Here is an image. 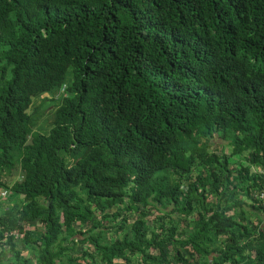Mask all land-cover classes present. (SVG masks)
<instances>
[{
    "label": "trees",
    "instance_id": "1",
    "mask_svg": "<svg viewBox=\"0 0 264 264\" xmlns=\"http://www.w3.org/2000/svg\"><path fill=\"white\" fill-rule=\"evenodd\" d=\"M0 64V191L23 197L0 215V264H264L238 198L258 201L264 174L229 169L264 168V0H0ZM34 99L57 103L46 134ZM127 202L141 216L111 225Z\"/></svg>",
    "mask_w": 264,
    "mask_h": 264
},
{
    "label": "rangeland",
    "instance_id": "2",
    "mask_svg": "<svg viewBox=\"0 0 264 264\" xmlns=\"http://www.w3.org/2000/svg\"><path fill=\"white\" fill-rule=\"evenodd\" d=\"M0 66H1V64H0ZM8 78H9V74H8L7 79ZM45 97L47 98L46 95H45ZM50 99H51V97L49 98V100ZM41 103H42V101L40 99H34L32 105L30 106V108L28 110V113L32 116V119L34 121V130H37V132L46 134L49 132V129L52 127L53 119L55 117L54 111L56 110L57 103H52V105L48 109V111H46L42 108L43 104H41ZM213 148H214L213 151L218 156H221V154L228 155L230 153V150H231L229 142L227 140L223 141V140L219 139L217 137V135H215L213 138ZM230 158H231V160H230L231 163L229 165V169L237 167L238 166L237 164H239V165L242 164L244 167L250 166V174H257L258 172L261 174H264V168L260 165H258V166L251 165L248 161L240 160V159L235 158V157H230ZM194 176L196 177V175H194ZM195 177H193L192 181H194L196 179ZM239 183H240V187H242V182H239ZM184 185L186 186L187 184H184ZM0 193H2V190L0 191ZM8 193H9V195L5 194L4 197H2V195H1L0 215H2L5 212L4 210L6 209V207H5L6 204L13 203L14 206L16 204L18 206H21V204L23 203V197L21 195L20 196L16 195L14 193H11L10 191ZM257 193H259V191H252V196L255 197V195ZM238 198H239V200L246 203V206H247L246 210L249 213L245 214V218L249 219L250 222H253L256 225L264 226V213H261L258 217L257 214L259 212L257 210H255L254 208H252L253 205H262V207L264 208L263 204L259 203V202L256 203L255 201H251V200L247 202V200L243 199L244 197L240 196V195H238ZM206 203H207L206 206L204 204L205 208H211V207L215 208L216 207V201H215L214 197H210L206 201ZM181 205L184 206V203H181ZM193 205H195L194 209L196 210L194 214L204 211L203 208H201V206L199 207L197 205L196 201L193 202ZM227 205L230 206L231 202H226L224 204L219 203L220 208L225 207ZM133 206L134 205L130 204L129 202H127L125 209L122 206L121 207L122 212L119 215V217L117 218V220H115L114 223L110 220L111 225L115 226V225L123 224V223H126L127 226L132 225L134 220H137L141 216L140 213L137 211L136 207H133ZM132 207H133V209L129 210ZM91 209L96 214L97 219L100 220L102 218L101 215L103 213L99 212L96 208L92 207ZM147 209L149 210L148 214L150 215L148 217L147 221H148L149 227H151V228H154V227L157 228L158 227V225H157L158 219L161 216H163L164 213H166L165 211L171 210V208L169 210H166L165 208H163L160 205L158 208H155V209L150 208V207H148ZM115 212H116L115 209L106 211L107 214H112ZM239 212L241 213V211H239ZM244 212H245V209H244ZM191 218L194 220L193 216H191ZM125 219H126V221H123ZM173 219H175V218H173ZM102 222H104V219L102 220ZM195 227H196V225H195ZM28 228H29V232L31 233L30 239L33 242H37L38 239L40 238V233H42V224H37L36 227H31L30 225H28ZM124 228H126V230H123V232H121L119 234V236L117 235L115 229H112L111 232L108 234H101V235H100V230L97 229L93 233V236L97 239L99 238V244L101 246H104V245L110 246L119 240H123L122 238H124V236L128 234L127 227H124ZM40 230H41V232H40ZM74 230H78V228L76 227ZM77 235L75 236V239H76ZM91 235H92V233H91ZM71 236H72V233L67 234L66 230H64L63 234L60 236L59 239H60V241H63L65 243V242H68L67 240H69V237H71ZM71 241H73V240H71ZM38 246H40V243L38 244ZM74 250H75V252L77 251L76 249H74ZM25 257H26V255H25ZM210 258H212V256ZM10 262H12V260L4 262L3 264H9ZM33 264H36V263H33ZM118 264H119V262H118Z\"/></svg>",
    "mask_w": 264,
    "mask_h": 264
},
{
    "label": "built area",
    "instance_id": "3",
    "mask_svg": "<svg viewBox=\"0 0 264 264\" xmlns=\"http://www.w3.org/2000/svg\"><path fill=\"white\" fill-rule=\"evenodd\" d=\"M5 194L7 195V192L2 191V197H4ZM256 197H257L258 200H260V203H262L263 206H264V190L259 192L256 195ZM25 230H26V232H27V230H29L28 225L25 226L24 232H25ZM4 238L5 239L3 240V242H5L6 238H12L13 243L18 244V243H21V241L24 239V234H21V233L18 232V230H15V232H11L9 234H5Z\"/></svg>",
    "mask_w": 264,
    "mask_h": 264
},
{
    "label": "crops",
    "instance_id": "4",
    "mask_svg": "<svg viewBox=\"0 0 264 264\" xmlns=\"http://www.w3.org/2000/svg\"><path fill=\"white\" fill-rule=\"evenodd\" d=\"M13 206H14L13 203H8V204L5 205V207H6L5 210H7L8 207L11 208V207H13ZM5 210H4V211H5ZM190 229H191V228H190ZM27 232H29V230H27ZM192 232H193V230L191 229V233H192ZM80 240H81V237H80V236L76 237V242H77V241H80ZM84 248L86 249L87 247H86V246H85V247L80 246V247L77 249V254H78V253H84V251H85ZM0 251H1V249H0ZM20 251H22V256H23V257H25V255H26L25 258H26V259L29 258V257H27V256H28V252H27V251L22 250V249H21ZM85 252H86V251H85ZM87 253L90 254V255L95 256V258H98V257H99V254H98V253H97V254H96V253L94 254V251H90V250H89V251H87ZM8 258H10V256H9ZM31 261H32V260H31ZM32 262H33V261H32ZM82 263H83V264H89V263L92 264V261H90V260H85V261L82 262ZM119 264H123V262H119Z\"/></svg>",
    "mask_w": 264,
    "mask_h": 264
},
{
    "label": "clouds",
    "instance_id": "5",
    "mask_svg": "<svg viewBox=\"0 0 264 264\" xmlns=\"http://www.w3.org/2000/svg\"><path fill=\"white\" fill-rule=\"evenodd\" d=\"M257 194H258V193H257ZM257 194H256V195H257ZM256 195H255V198L257 199ZM257 200H258V199H257ZM256 202H259V203H260V200H258V201H256Z\"/></svg>",
    "mask_w": 264,
    "mask_h": 264
},
{
    "label": "flooded vegetation",
    "instance_id": "6",
    "mask_svg": "<svg viewBox=\"0 0 264 264\" xmlns=\"http://www.w3.org/2000/svg\"><path fill=\"white\" fill-rule=\"evenodd\" d=\"M30 233V232H29Z\"/></svg>",
    "mask_w": 264,
    "mask_h": 264
}]
</instances>
